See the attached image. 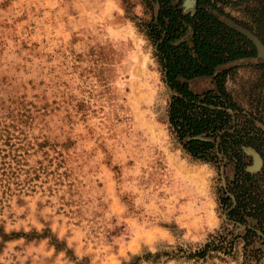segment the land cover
Here are the masks:
<instances>
[{"label": "clouds", "instance_id": "9594fccd", "mask_svg": "<svg viewBox=\"0 0 264 264\" xmlns=\"http://www.w3.org/2000/svg\"><path fill=\"white\" fill-rule=\"evenodd\" d=\"M121 2L10 0L4 7L6 0H0V24L10 14L11 23L26 27L19 36L15 28L7 35L0 29V243L5 245L0 264H37L42 258L67 264L65 250H45L51 237L40 248L15 251L24 238L4 237L21 230L43 235L47 228L72 250V264H97L107 249L94 247L93 241L106 230H119V238L113 239L125 264H171L177 248L199 243L184 235L178 240L167 228L157 240L143 241L142 249H126L122 243L130 235V221L115 207L114 193L124 196L132 190L129 176L143 183L145 196L153 188L165 193L158 202L152 197L148 203L132 201L135 210L143 208L141 222L153 217L155 207L168 217H153L155 223L183 228L169 205L184 201L193 219L201 217L208 200L204 185L214 172L207 164H193L160 124L164 103L150 87L155 64L134 25L115 23L117 15H124ZM132 2L131 11L138 15L140 5ZM50 5L63 8L62 26L56 21L49 28L37 16ZM25 41L30 51L23 50ZM130 149L146 161L147 172L123 166L136 160ZM109 157L120 172L109 169ZM128 207L123 206V213ZM9 216L24 219L12 223ZM103 264L117 262L109 255ZM205 264L217 261L209 257Z\"/></svg>", "mask_w": 264, "mask_h": 264}, {"label": "trees", "instance_id": "16d2710c", "mask_svg": "<svg viewBox=\"0 0 264 264\" xmlns=\"http://www.w3.org/2000/svg\"><path fill=\"white\" fill-rule=\"evenodd\" d=\"M225 0H195L194 13L185 12L181 0H157L156 17L146 26L156 49L164 81L172 95L168 104L169 130L183 151L194 160L218 170L232 167L220 189L219 203L228 224L244 228L227 240L218 236L191 255L203 260L211 254L230 256L241 239L242 263L259 264L264 258V124L257 112L244 110L227 92L225 64L256 58L254 45L213 13L226 17L217 4ZM248 17L233 21L251 32L264 46V0H239ZM227 18V17H226ZM264 70V62L257 64ZM210 80L212 87L195 93L189 83ZM252 150L260 159L252 171Z\"/></svg>", "mask_w": 264, "mask_h": 264}, {"label": "rangeland", "instance_id": "374dc122", "mask_svg": "<svg viewBox=\"0 0 264 264\" xmlns=\"http://www.w3.org/2000/svg\"><path fill=\"white\" fill-rule=\"evenodd\" d=\"M226 4H217L216 7L221 10V12L227 17L221 15V17L225 20L238 21V22H246L248 17L244 12L243 4H236L237 0H225ZM10 0H6V4L4 7H7V4ZM136 4L140 5L139 14H134L131 9L133 7L132 0H122L120 3V7L124 10V15H117L115 18V23L119 27H123L125 24L131 23L134 25L140 38L146 41V48L150 52L151 60L155 64L154 73L151 74V79L154 81L150 87L160 93V97L162 98V102L164 103V116L163 119L160 120V124L166 126L167 134L172 137L174 147H179V149L188 156L177 142L174 135L169 130L168 124V104L171 98V91L166 85L164 81L163 70L156 58V49L153 42L147 36L146 26L156 17L159 6L157 4V0H134ZM182 8L185 9L184 0H181ZM82 9H85L87 6L82 5ZM23 8V5H21ZM36 9L33 8L32 12H35ZM31 14V13H30ZM38 17L44 18V24L49 27H56V21L61 22V26L63 24V8L61 7L59 10L55 8V5H50L49 8H41L39 13H37ZM22 19H27V17H22ZM15 31L19 36L20 33L26 31L25 28L19 27V22L11 23L10 22V14H8V18L5 20L3 24H0V29L4 31L7 35L13 31ZM120 33H116V37L119 38ZM22 48L24 51H30L28 43L22 42ZM39 45L33 44V48ZM17 55H20L19 50L17 51ZM217 73L227 72L224 80V86L227 92L232 96V98L246 111L257 112L261 117L262 122L264 124V70L257 67L254 64L253 60H242L238 62H233L229 64H225L219 67L216 71ZM210 80H198L192 81L189 83L190 89L195 93H200L208 88L212 87ZM81 111H83V106H78ZM83 119V117L81 118ZM104 146L101 145V148ZM106 151V149H105ZM133 156H136V160H128L126 164L123 166L128 168L130 171H135L136 168H139L141 172H147L148 169L143 167V164L146 163L143 159H141L138 153L135 150L130 149ZM190 157V156H188ZM191 162L195 165L207 164L211 171L214 172V176L204 185V189L207 193L208 200L205 206L203 215L201 217L193 219V214L190 210L184 209V201H180V204H176L175 201H172L169 205V212L176 213V219L179 220L185 226L180 228L176 223L172 225H167L165 223H155L153 217H161L164 220H167L168 217L166 215H162V212L157 208H153V217H147L143 222L138 219L140 213L143 211L141 207L139 211L135 210L131 205L132 201L137 198L141 199L144 203L150 202L148 197H152L153 200L163 199L165 198V193L159 192L158 188H153L152 193H148L147 196L144 195L146 189L144 188L143 183L137 184L135 183L137 177L135 175H131L128 178V186L131 191H129L126 195L120 196L118 192L114 193L117 197L118 203L115 207L125 215V218L130 221L128 228L130 235L125 238L122 242L125 248H143V241L153 242L157 240L158 237L164 235V231L167 228L169 231L173 233V235L179 240L181 235L188 236L192 238L194 241H198L193 248L189 249L187 247L181 246L175 250L174 255L170 258L171 264H205V260L209 257L214 258L217 261V264H241L242 263V246L243 242L241 239H237L233 242V249L230 256H224L222 254H211L209 257L199 260L197 258H192L191 255L200 250L206 243L210 240H216L218 236L226 237L227 240H230L232 237L237 236L238 234H243L244 228L239 226H234L232 224H228L226 219L225 209L219 203V192L222 187L225 186L226 176H231L232 167H228L226 169L218 170L214 165L205 163L202 161L194 160L190 157ZM109 169L112 172H120L121 166H117L112 168L111 166V157H109L106 161ZM139 189L140 191H137ZM158 193V197L156 196ZM128 205V212L123 213V206ZM177 209H180L177 212ZM9 221L12 223H16L17 219H24L23 216L14 219L13 216H9ZM149 221H152L151 223ZM119 230L117 232H111L110 230H106V232L102 235H97L96 240L93 241V246L98 248L107 249L106 252H101V260L97 262V264H103V261L111 255L117 262V264H125L124 258L118 255L120 251V246L117 245L113 239V237L119 238ZM96 235V233H93ZM0 236H3L2 227H0ZM21 237L24 238L25 243L23 245H17L15 251H23L28 247L40 248L43 244V241L47 237H51L48 244L45 245V250L50 249L52 246H55L57 252L60 250H65L67 255L65 260L67 264H72L73 256L72 250L66 249L65 244L57 241L56 237L53 236L47 228L43 235L37 234L35 229H33L32 233L27 234L24 233L23 230L21 232H13L10 237H4L6 241H16ZM5 245L0 243V249L4 248ZM131 255V252L128 253ZM11 255V254H10ZM37 264H51V261H44L43 258L41 261H38ZM135 264V260L133 261ZM259 264H264V258L261 259Z\"/></svg>", "mask_w": 264, "mask_h": 264}, {"label": "water", "instance_id": "95a60500", "mask_svg": "<svg viewBox=\"0 0 264 264\" xmlns=\"http://www.w3.org/2000/svg\"><path fill=\"white\" fill-rule=\"evenodd\" d=\"M184 5H185V9H184L185 12L194 13L195 0H184ZM212 13L219 20L222 19L221 15L218 12L213 10ZM225 24L228 27L232 28L234 31H236L239 34H241L244 37H246L254 45V47L256 49V58L254 59V64H261L262 62H264V46H263V44L260 42V40L256 36H254L248 30H246V29L242 28L241 26L235 24L231 20H226ZM247 152L254 159L253 166L250 168V170H252V171L258 170L260 165H261V161H260L259 157L252 150H247Z\"/></svg>", "mask_w": 264, "mask_h": 264}, {"label": "flooded vegetation", "instance_id": "af4514ba", "mask_svg": "<svg viewBox=\"0 0 264 264\" xmlns=\"http://www.w3.org/2000/svg\"><path fill=\"white\" fill-rule=\"evenodd\" d=\"M237 1H239V0H237ZM221 20H223L224 21V19L222 18ZM226 21V20H225ZM225 21H224V23H225ZM236 24V23H235ZM257 65V64H256Z\"/></svg>", "mask_w": 264, "mask_h": 264}, {"label": "crops", "instance_id": "0c3cea01", "mask_svg": "<svg viewBox=\"0 0 264 264\" xmlns=\"http://www.w3.org/2000/svg\"><path fill=\"white\" fill-rule=\"evenodd\" d=\"M199 80H203V79H199ZM194 81H198V80H194Z\"/></svg>", "mask_w": 264, "mask_h": 264}]
</instances>
